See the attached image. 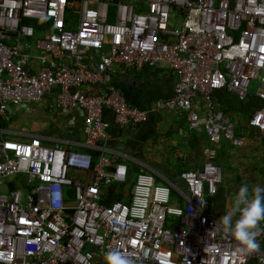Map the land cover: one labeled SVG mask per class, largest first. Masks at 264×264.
Wrapping results in <instances>:
<instances>
[{
    "label": "built area",
    "instance_id": "obj_1",
    "mask_svg": "<svg viewBox=\"0 0 264 264\" xmlns=\"http://www.w3.org/2000/svg\"><path fill=\"white\" fill-rule=\"evenodd\" d=\"M28 20L43 24L44 37ZM161 66L176 78L174 93L149 111L115 88L85 92L115 67ZM255 83L261 107L248 126L264 138V0H0V119L9 103L40 102L56 89L60 109L84 110L86 148L48 147L38 136L0 141V264H105L114 249L136 253L137 264H264V234L258 250L234 255L236 242L209 213L223 182L217 147L245 144L212 95L246 101ZM105 109L119 126L165 110L184 114L190 129L203 126L214 148L201 169L180 172L181 204L149 172L137 175L129 202H102V187L127 176L115 155H102Z\"/></svg>",
    "mask_w": 264,
    "mask_h": 264
},
{
    "label": "crops",
    "instance_id": "obj_2",
    "mask_svg": "<svg viewBox=\"0 0 264 264\" xmlns=\"http://www.w3.org/2000/svg\"><path fill=\"white\" fill-rule=\"evenodd\" d=\"M29 44L31 48L25 52L33 55L28 67L33 71L39 66L35 58L38 51L33 41ZM175 83L174 75L166 66L144 67L139 71L115 67L106 75L104 84L87 87L85 92L103 94L115 88L129 106L149 111L157 101L173 96ZM56 94L54 89L40 102H21L8 108L0 119V141H25L38 136L48 147L61 145L85 151L82 131L85 114L81 109H60ZM194 107L203 115L199 97L194 99ZM102 119L108 123L102 155H115L127 167L124 183L103 188L102 201L106 204L128 202L139 172L152 173L158 184L183 193L186 189L179 180L180 172L201 169L214 148L203 126L190 129L185 115L176 110L150 112L145 123L135 127L115 124L108 109L103 110ZM237 131L245 139L243 147L226 141L217 147L216 164L222 172L226 171V178L223 177L218 192L210 199L209 213L218 222L241 185L249 189L264 188V138L257 130Z\"/></svg>",
    "mask_w": 264,
    "mask_h": 264
},
{
    "label": "clouds",
    "instance_id": "obj_3",
    "mask_svg": "<svg viewBox=\"0 0 264 264\" xmlns=\"http://www.w3.org/2000/svg\"><path fill=\"white\" fill-rule=\"evenodd\" d=\"M9 104L13 105V103ZM105 187L107 186L102 187V191ZM262 222H264V188L254 187L249 189L247 185H241L233 196L228 210L220 217L218 226L225 233L230 234L236 242L237 247L234 255L243 256L259 249L260 245L257 238L264 234ZM105 264H137L136 253L122 252L115 249L108 251L105 254Z\"/></svg>",
    "mask_w": 264,
    "mask_h": 264
},
{
    "label": "trees",
    "instance_id": "obj_4",
    "mask_svg": "<svg viewBox=\"0 0 264 264\" xmlns=\"http://www.w3.org/2000/svg\"><path fill=\"white\" fill-rule=\"evenodd\" d=\"M27 22L28 24L35 27V33H36L35 38L44 37L45 34L43 33V24L30 21V20H28ZM213 99L218 105L219 110H221L226 116H228L237 125V129L239 131L241 129H243V131H246V129L255 130L253 128H250L248 124L254 112L259 107H261L260 99H258L255 96H250L248 100L242 101L234 94H229L224 91L214 93ZM69 193L72 196V192L69 191ZM171 200L177 205L182 203V199H180V196L176 192V190L175 191L171 190ZM168 222H171V219H168Z\"/></svg>",
    "mask_w": 264,
    "mask_h": 264
},
{
    "label": "rangeland",
    "instance_id": "obj_5",
    "mask_svg": "<svg viewBox=\"0 0 264 264\" xmlns=\"http://www.w3.org/2000/svg\"><path fill=\"white\" fill-rule=\"evenodd\" d=\"M69 18H70V20L72 19V20H74V21H78V15H76V14H73V13H70L69 14ZM110 19H111V17H110ZM181 21H183L182 19H181ZM181 28V25H177L176 26V29H180ZM257 91H258V85H257V83H255V84H253L252 85V87H251V94L253 95V96H255V94L257 93ZM256 97V96H255ZM223 177H224V179L226 178V171L224 170L223 171ZM18 189H21L20 188V186L18 185V187H17ZM6 192H7V190H4V191H2V193L3 194H6ZM23 192V191H22Z\"/></svg>",
    "mask_w": 264,
    "mask_h": 264
},
{
    "label": "water",
    "instance_id": "obj_6",
    "mask_svg": "<svg viewBox=\"0 0 264 264\" xmlns=\"http://www.w3.org/2000/svg\"><path fill=\"white\" fill-rule=\"evenodd\" d=\"M12 106H13L12 104H9V108L12 107ZM81 110L84 113V110L83 109H81ZM100 144H102V143H100Z\"/></svg>",
    "mask_w": 264,
    "mask_h": 264
}]
</instances>
